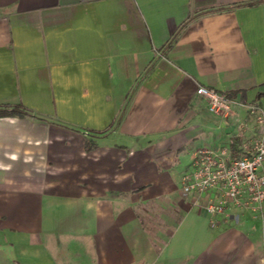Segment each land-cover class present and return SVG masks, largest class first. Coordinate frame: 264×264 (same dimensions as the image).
<instances>
[{"label":"crops","instance_id":"crops-1","mask_svg":"<svg viewBox=\"0 0 264 264\" xmlns=\"http://www.w3.org/2000/svg\"><path fill=\"white\" fill-rule=\"evenodd\" d=\"M257 1L0 0V107L29 111L0 116V264H264V203L180 195L197 149L257 136Z\"/></svg>","mask_w":264,"mask_h":264},{"label":"built area","instance_id":"built-area-1","mask_svg":"<svg viewBox=\"0 0 264 264\" xmlns=\"http://www.w3.org/2000/svg\"><path fill=\"white\" fill-rule=\"evenodd\" d=\"M196 94L206 101L209 112L226 117L233 100L214 89L198 85ZM258 123V133L241 146L236 158H226L225 150L199 148L194 153L191 171L181 177L180 195L217 190L219 196L210 200L205 211L210 215L224 214L228 206L262 215L264 203V110L257 104L246 106Z\"/></svg>","mask_w":264,"mask_h":264},{"label":"trees","instance_id":"trees-1","mask_svg":"<svg viewBox=\"0 0 264 264\" xmlns=\"http://www.w3.org/2000/svg\"><path fill=\"white\" fill-rule=\"evenodd\" d=\"M262 2V0H260L259 2H254V3H250L248 5H254L256 3H260ZM226 96L231 98V93H227L225 94ZM29 111H27V109L25 107H23L22 105H15V106H1L0 107V116H18V117H24L25 115H27ZM233 148H236V143L233 144Z\"/></svg>","mask_w":264,"mask_h":264},{"label":"rangeland","instance_id":"rangeland-1","mask_svg":"<svg viewBox=\"0 0 264 264\" xmlns=\"http://www.w3.org/2000/svg\"><path fill=\"white\" fill-rule=\"evenodd\" d=\"M249 114H250V113H249ZM250 116H251L252 120H253L254 123H255V124L253 125V126H254V129H255L256 132H258V123H257V121H256V119H255V117H254L253 115L250 114ZM256 135H257V134H256Z\"/></svg>","mask_w":264,"mask_h":264}]
</instances>
